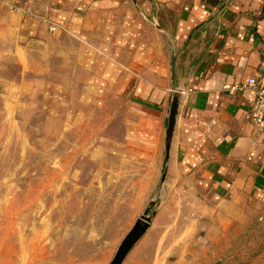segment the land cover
I'll use <instances>...</instances> for the list:
<instances>
[{"label": "crops", "instance_id": "obj_1", "mask_svg": "<svg viewBox=\"0 0 264 264\" xmlns=\"http://www.w3.org/2000/svg\"><path fill=\"white\" fill-rule=\"evenodd\" d=\"M33 6L34 15H23L0 3V50L10 51L22 75L35 76L15 96H41L42 110L66 122L88 113L121 130L114 138L122 158L152 167L160 178L161 201L144 238L176 241L178 210L217 220L223 209L264 197V133L252 121L256 92L243 86L264 74V0H35Z\"/></svg>", "mask_w": 264, "mask_h": 264}, {"label": "rangeland", "instance_id": "obj_2", "mask_svg": "<svg viewBox=\"0 0 264 264\" xmlns=\"http://www.w3.org/2000/svg\"><path fill=\"white\" fill-rule=\"evenodd\" d=\"M10 55L0 50V264H110L140 215L154 214L160 178L122 158L121 130L101 115L66 122L41 96H15L35 76ZM198 212L178 210L176 241L144 236L123 264H264V197L217 220Z\"/></svg>", "mask_w": 264, "mask_h": 264}, {"label": "water", "instance_id": "obj_3", "mask_svg": "<svg viewBox=\"0 0 264 264\" xmlns=\"http://www.w3.org/2000/svg\"><path fill=\"white\" fill-rule=\"evenodd\" d=\"M172 71L173 73L175 72V61L172 62ZM181 93V89H177L171 101L169 124L166 132V157H169L170 154L171 141L175 130L177 114L180 106ZM152 219L153 215L149 214V209H147L142 215H140L133 227L129 230V232L125 235L124 239L120 243L110 264H123L126 256L131 252V250L143 238V236L150 228ZM206 223V220L201 221L202 226H204Z\"/></svg>", "mask_w": 264, "mask_h": 264}, {"label": "built area", "instance_id": "obj_4", "mask_svg": "<svg viewBox=\"0 0 264 264\" xmlns=\"http://www.w3.org/2000/svg\"><path fill=\"white\" fill-rule=\"evenodd\" d=\"M33 1L35 0H0V3L10 7L16 13L34 15ZM52 29L56 30V26H53ZM243 86L250 87L256 92V99L251 115L256 133L260 135L264 133V74L260 79L255 77L249 78Z\"/></svg>", "mask_w": 264, "mask_h": 264}]
</instances>
